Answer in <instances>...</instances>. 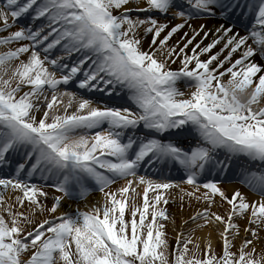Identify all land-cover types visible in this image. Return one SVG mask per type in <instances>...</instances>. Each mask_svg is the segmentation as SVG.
Listing matches in <instances>:
<instances>
[{"label":"snow or ice","instance_id":"1","mask_svg":"<svg viewBox=\"0 0 264 264\" xmlns=\"http://www.w3.org/2000/svg\"><path fill=\"white\" fill-rule=\"evenodd\" d=\"M130 3L136 7H127ZM0 5V32L9 33L0 36L5 49L0 52V169L13 168L12 158L22 157L0 176V206L8 217L0 214V264H264L254 243L264 226V63L253 59L259 55L264 61V0H0ZM26 16L47 24L9 32ZM208 19L218 26L192 27L193 20ZM169 20L180 22L170 26ZM185 28L191 35L183 32L170 45ZM56 49L61 54L53 58ZM74 54L78 59L69 65L65 60ZM69 85L79 95L60 92ZM84 93L109 100L126 94L134 107H94ZM65 96L64 114H57ZM241 159L251 167L239 168L234 178L259 197L253 202L239 190L229 197L219 186ZM145 166L162 176L177 173L180 183L140 175ZM36 176L61 193L50 213H57L62 200H84L95 189L105 202L33 228L19 208L27 201L31 215L44 210L43 186L30 183ZM121 181L118 191H105ZM140 186L138 206L129 193L138 194ZM174 188H180L181 201L187 196L207 205L185 225L199 220L205 223L198 228L224 225L219 253L209 243L203 253L196 244L189 255L193 240L183 233L174 254L168 252L163 221L169 214L159 206L169 203L164 193ZM9 190L21 194L15 196V211L5 200ZM217 197L230 205L224 216L209 211ZM236 218H247L249 225L239 246Z\"/></svg>","mask_w":264,"mask_h":264},{"label":"rangeland","instance_id":"2","mask_svg":"<svg viewBox=\"0 0 264 264\" xmlns=\"http://www.w3.org/2000/svg\"><path fill=\"white\" fill-rule=\"evenodd\" d=\"M2 6V5H0ZM127 7H131V8H135L136 5L133 4V3H130ZM118 14V13H117ZM140 15L141 17H143L144 13H134L133 15ZM180 22L178 20H169V21H166L167 23H169V25H174L175 22ZM206 20H193L192 21V27L193 28H196L198 27L200 24H202V22H204ZM9 22L11 23V17H9ZM164 22V21H162ZM47 24V21L44 20L43 18H41L40 20H37V21H32L31 17L30 16H26L24 18H21L15 27L11 28L9 30V32H14V31H18L20 29V27L24 26V25H29L31 27H33L34 29H38L40 28L42 25H46ZM3 25L2 23H0V28H2ZM45 33H47L48 31V28L45 27L44 29ZM142 31V30H141ZM183 32H188L189 33V36L191 35V29L189 28H185L182 33L176 35L173 37V39L169 42L170 45H174L177 43L178 40H180ZM9 33H3V32H0V36L2 35H7ZM151 40V36H149L146 40H144V48L145 50H147V47H148V43L149 41ZM22 43H29L27 41L25 42H22ZM20 45H17V44H13L11 47L12 48H15V47H18ZM182 47V44L180 45ZM5 51V49L3 48H0V52H3ZM60 51L59 49H56L53 53H52V56L53 58L57 55H60ZM226 54V53H225ZM78 56L79 54H74L70 59H66L65 62L68 63L69 65H71L72 63H74L77 59H78ZM24 59H26V56L25 57H22ZM203 58V57H202ZM229 65H225V67H228ZM172 69L173 70H177L179 67H180V63L179 61L176 63V64H173L171 65ZM225 80H227V77H225ZM178 87L180 88V90L182 92L186 91L185 89V85L183 82H180ZM62 90L64 91H69V92H73V91H78L77 89H75L72 85L67 88L65 87H61ZM63 91V92H64ZM62 92V91H60ZM79 92V91H78ZM89 95H94L95 97H98L100 94L98 93H86V95L88 96ZM87 96H85V98H87ZM102 98V101H98V102H95L94 100V104L93 106H97V104H108L109 106H114V107H119L121 105H124V106H129V107H134V106H131V105H127V104H123V102L120 103V101L122 100L121 97H116L115 100L116 101H111V102H107L108 100L106 99H103L104 97H100ZM107 98V97H106ZM51 99V96L49 94V100ZM63 99V98H62ZM123 99H127L126 98V94H124V97ZM68 102H65L63 101V103L60 105V107L58 109H56V113L57 114H60V115H63L64 112H63V109H64V106L67 105ZM75 108H76V105L73 104V106L71 108L68 109V112L69 114H71L72 112L75 111ZM46 110V104L41 108V112L38 114V118L40 116H42L43 114V111ZM94 135V132L92 133ZM22 157H19L16 156L15 158V161L21 159ZM14 162V161H13ZM14 164H13V168L9 169V168H5V169H0V176H6L8 175L10 172L13 171L14 169ZM140 175H147L148 178L150 179H153L157 182H162V181H170V182H173V183H180V177H176L178 174H176V176L173 175V173L171 174L172 177H166L165 175H148V174H143L142 172H140ZM166 175H169L166 173ZM225 182L221 183L219 186L221 187V189L225 192V194L227 196H229V193H228V190H227V187H226V183H231L232 181L231 180H224ZM30 183H35L37 185H42V190L47 194V197H40L39 199L41 200V202L43 203L44 205V210L41 212L39 210H33L35 212L34 215H31L30 213V209H29V205H28V202L25 201L24 203V206L23 208H19V205L16 203L15 201V196L17 195H21L19 192H13L11 190H9L8 192L5 193V200H6V203L7 204H12L13 205V210H17L19 208L20 211L24 212L25 215H29L30 218L33 220V225L31 227H35L36 225H38L39 223H41L42 221L44 220H52L54 219L56 216V213L53 214V213H50L48 211V209L51 208L52 204H53V201H54V198L57 197V196H60L61 193H58L55 191L54 187L52 186V182L51 181H48L47 183H45V181H42L39 179V176H36L33 178L32 181H30ZM123 185V181H121L120 183L118 184H114L112 185L111 187H109L108 189H106L105 191L106 192H113V191H118V189ZM181 185H184L181 183ZM186 188L183 189L185 191H191V188H189L187 185H185ZM94 187V186H93ZM203 190H201L202 192ZM137 193L138 194H133V193H129V197H134L135 199V203L140 206L143 204V192H142V189H140V187L137 188ZM100 195L101 198L103 200H105V195L104 193L100 192L98 189H95V190H92L90 195L87 197V199H84V200H67V199H64L62 200V203H66L67 205H72L74 204V208L79 209V211L81 212H85V208H83V204H85L86 202H88V200L90 198H92L93 195ZM154 193H149V198L151 199L153 197ZM165 195V198H167L169 200V203L167 205H164L163 202H161L160 206L161 208H164L166 209V211L168 212L169 214V219L167 221H163V223L165 224V233H166V240H167V243L169 245V248H168V252L170 254H174L175 252V248H176V242H177V237L175 235V230L178 229V227L180 226L181 224V219L179 218L180 214H188L190 213L191 211H194V210H199V209H202L204 210V207L203 205L205 204V202L203 201H200V202H197L196 200L192 199L190 200L187 196L184 197L183 201H181V196H182V192L180 190V188H174V189H170L168 192L164 193ZM131 199L129 200V204L131 205ZM189 205H191V207H189ZM214 205H216L218 208H219V211L221 212L222 216H224L230 209V205L227 204V202L225 201H221L219 197H217L215 199V203ZM76 210L70 212V213H74ZM86 211H89V210H86ZM0 214H3L5 216L6 219H8L7 217V213L4 211V206H0ZM127 220H130L131 219V211H130V208L128 211H126V217H125ZM138 219V217H137ZM149 221L151 219V217L149 216ZM235 222L239 225V228H240V235L239 237L236 238V240L234 241V243L239 246L244 238H245V232H244V229L246 227H249V225L247 224V218H236L235 219ZM210 225L204 227L205 229H209ZM253 229H255V225H252L251 226ZM203 228H200V229H196L195 232L191 233V234H188V233H185L184 232V236H191L192 240H193V243L192 244H189V249L191 250L189 255H191V252H194L196 251V248H195V245L196 244H199L200 245V252L203 253V251L205 250L206 246H203L199 243V241L196 239V235L198 234L199 230L201 231ZM258 235L260 236V239L255 241V248L257 250V256H261V255H264V226H262L259 230H258ZM248 239H253L251 237V235H248L247 237ZM221 245H222V241H217L216 244H215V247H212L215 252L219 253L220 250H221ZM235 251V249H233ZM30 255L31 253H28V254H25V257L24 259H28L30 258ZM174 258V255H170L169 256V259H173Z\"/></svg>","mask_w":264,"mask_h":264},{"label":"bare ground","instance_id":"3","mask_svg":"<svg viewBox=\"0 0 264 264\" xmlns=\"http://www.w3.org/2000/svg\"><path fill=\"white\" fill-rule=\"evenodd\" d=\"M131 8V7H129ZM175 23H178L177 21ZM218 21L215 20V19H208L204 22H202V24H206L207 25V28L208 29H212L214 28L215 26H218ZM238 31L241 32V35L244 34V31L243 29H237ZM211 39L212 37L210 36L208 38V40L205 41V44L211 42ZM219 48V46H218ZM218 50V49H216ZM214 50V51H216ZM239 58V53L237 54H234L233 56V60ZM254 60H256V62L258 63H264V61L261 60V57L259 55L255 56L253 58ZM71 85H69L70 87ZM60 91H64L60 88ZM77 95H79V92H77ZM84 96H86V93H84ZM68 97L65 96L63 97V101L65 102H68ZM123 104H127V105H130V102L126 100L123 101ZM132 106V105H131ZM143 174H150V175H158L156 172H154L153 170H149L148 168H146L145 166V170H142L141 171ZM234 179V178H233ZM234 181V180H233ZM124 183V182H123ZM184 189L186 188L185 185H181V188ZM227 187V190H228V193H229V197H231V195L234 193L235 190H239L250 202H253V201H256L259 199V197L255 196L252 192L249 191L248 188L242 186L240 183H228L226 185ZM140 189H143V186H140ZM105 200H103L101 198L100 195L96 194V195H93L92 198H90L88 200V202H86L85 204H83V208H85V211L86 210H90L92 207L94 206H97V205H100L102 206L104 204ZM204 209L207 207L206 204L203 205ZM76 210V208H74V204L72 205H67L65 202L62 203V206L60 207V209L57 211L56 215H61L62 213H70L72 211ZM203 210L202 209H197V210H194V211H191L190 213L188 214H180L179 218L181 219V224L180 226L178 227V229L175 230V235L176 237L180 234V233H188V234H191L193 232H195V230L197 229H200L197 227V224H204L205 221L203 220H199L197 221V223H189L187 225L184 224V221L185 220H188L192 215H194L197 211H201ZM209 211L211 212H215L219 215H222L221 212L219 211V208L216 206V205H212V207L209 209ZM210 225L209 229H205L203 228L201 231L199 230L198 234L196 235V239L199 241V243L203 246H207V244H211L212 247H215V244L217 241H222L219 233L223 230L224 228V225H219V224H208Z\"/></svg>","mask_w":264,"mask_h":264}]
</instances>
